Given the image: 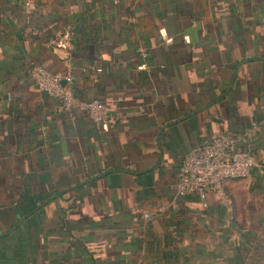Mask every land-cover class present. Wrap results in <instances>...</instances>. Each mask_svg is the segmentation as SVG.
<instances>
[{
	"label": "crops",
	"instance_id": "obj_1",
	"mask_svg": "<svg viewBox=\"0 0 264 264\" xmlns=\"http://www.w3.org/2000/svg\"><path fill=\"white\" fill-rule=\"evenodd\" d=\"M262 58L264 0H0V236L22 194L54 199L0 238V264H264V131L232 211L170 189L185 153L264 121ZM35 64L72 73L107 125L63 111ZM108 169L128 173L87 183Z\"/></svg>",
	"mask_w": 264,
	"mask_h": 264
},
{
	"label": "built area",
	"instance_id": "obj_2",
	"mask_svg": "<svg viewBox=\"0 0 264 264\" xmlns=\"http://www.w3.org/2000/svg\"><path fill=\"white\" fill-rule=\"evenodd\" d=\"M66 34L69 37V33ZM68 76L70 75L63 79L60 75H52L40 65L30 69L31 80L40 86L41 91L57 98L63 111L83 112L94 125L105 127L108 120L106 106L97 100H76L71 88L62 86L64 81L65 85L72 82ZM43 83H47L48 87H43ZM263 128L264 121L251 122L241 132L220 133L213 136L208 143L194 147L184 154L170 189L179 197L195 194L203 205L209 195L225 201V186L229 182L249 177L257 167L254 156L255 140ZM222 204L229 209L228 203ZM152 215L147 213L144 217L151 219Z\"/></svg>",
	"mask_w": 264,
	"mask_h": 264
},
{
	"label": "trees",
	"instance_id": "obj_3",
	"mask_svg": "<svg viewBox=\"0 0 264 264\" xmlns=\"http://www.w3.org/2000/svg\"><path fill=\"white\" fill-rule=\"evenodd\" d=\"M91 29H88V32L85 31L82 34L81 40L77 43V46H80V48L85 51H94V49L96 48V42H97V36H95L93 33L97 32V29L95 27H90ZM92 30V31H91ZM73 38V37H72ZM38 65V64H35ZM33 65V66H35ZM40 65V64H39ZM32 68V67H31ZM31 79V78H30ZM33 82V81H32ZM74 92V91H73ZM229 94V93H228ZM227 94V95H228ZM234 106H232V108L234 109ZM108 108V107H107ZM195 110V109H194ZM230 110H232L230 108ZM193 112V111H190ZM231 112V111H230ZM186 115V114H185ZM189 116V115H188ZM196 116V114H195ZM194 116V117H195ZM192 117V118H194ZM179 119V118H178ZM264 131V128L263 130ZM191 195V194H190ZM49 198H51V195H46V194H39V195H30L28 193H24L21 196V208L18 210H16L17 214L20 215V217H25L26 215H28L31 211H33L38 205L42 204L43 202H45L46 200H48ZM39 211V210H38ZM37 211V212H38ZM36 213V212H35ZM35 213H33L32 215H34ZM30 215V216H32ZM27 217L26 219H30L31 217ZM25 219V220H26ZM24 220V221H25ZM12 234V233H11ZM9 234V235H11ZM7 235V236H9ZM5 236V237H7ZM3 238V237H2ZM4 241V239H2ZM236 251H240V247L234 248Z\"/></svg>",
	"mask_w": 264,
	"mask_h": 264
},
{
	"label": "rangeland",
	"instance_id": "obj_4",
	"mask_svg": "<svg viewBox=\"0 0 264 264\" xmlns=\"http://www.w3.org/2000/svg\"><path fill=\"white\" fill-rule=\"evenodd\" d=\"M67 39H69V37L67 36V34L65 33V32H63V30H61V31H57L55 34H54V38H52L50 41H49V46H57V47H59V45H60V47H63L64 45H66L67 44ZM166 40V39H165ZM39 65V64H38ZM40 66L42 67V68H44L48 73H50V74H52V75H60L62 78L63 77H67V75L69 74L70 76H68L70 79H71V83H68V84H66L65 85V81L62 83V86H67V87H70L71 88V90H72V85H73V81H74V77H73V74L72 73H70L69 71H67L65 74H53L52 72H50L47 68H45L43 65H41L40 64ZM64 79V78H63ZM34 83V85L41 91V89H40V86L36 83V82H33ZM43 87H45V88H47L48 87V84L47 83H43ZM42 93H44L47 97H49L50 99H54V100H56L57 102H58V99L57 98H55L53 95H49V94H47V93H45V92H43V91H41ZM72 93H73V96H74V98L76 99V97H75V94H74V92H73V90H72ZM77 100V99H76ZM91 100H95V99H85V100H83V101H81V102H88V101H91ZM98 101V100H97ZM100 102V101H99ZM105 105V104H104ZM106 106V105H105ZM106 108H107V106H106ZM79 112V111H78ZM107 112H108V108H107ZM79 113H83V112H79ZM83 114H85V113H83ZM86 115V114H85ZM87 116V115H86ZM108 118H109V114H108ZM89 119V118H88ZM1 120H2V118H1ZM90 120V119H89ZM91 121V120H90ZM92 122V121H91ZM107 123H108V120H107ZM93 125H94V123H92ZM202 124V123H201ZM107 125V124H106ZM96 126V125H95ZM97 127H102V126H97ZM224 134H226V133H224ZM241 180H243V179H241ZM241 180H238V181H241ZM227 186V185H226ZM226 186H225V189H224V194H225V197H226V199H225V201H221V200H219L217 197H215L214 195H209V196H207V198L205 199V204L204 205H207L208 203H210L213 199L214 200H216V203L218 204H222V202H226V203H228V206H229V210H231L232 211V201L230 200V198H229V196H228V193H227V191H226ZM212 199V200H211Z\"/></svg>",
	"mask_w": 264,
	"mask_h": 264
},
{
	"label": "water",
	"instance_id": "obj_5",
	"mask_svg": "<svg viewBox=\"0 0 264 264\" xmlns=\"http://www.w3.org/2000/svg\"><path fill=\"white\" fill-rule=\"evenodd\" d=\"M261 60H264V58H262ZM232 85H233V82L230 84V87H229V88H231ZM218 101H219V99H216L215 101H213V102L209 103L208 105L202 107L201 109L195 111V112L192 113L191 115H194V114H196V113H199V112H202V111L208 109L209 107H211L212 105H214V104L217 103ZM178 122H179V121H178ZM167 127H168V125H167V126H166V125L163 126V127L159 130V132H158V137H157V138H158V143H159V145H160V137H161V134H162V132L165 130V128H167ZM160 156H161V153H160ZM159 165H160V161L155 165V167L151 168L150 170H155V168H157ZM111 173H128V171H127V170H123V169H121V170H120V169H108V170H106L105 172H103V173H101V174L95 176V177L92 178L91 180L87 181V183H90V182L95 181V180H97V179L104 178V177H106L108 174H111ZM53 200H54V199L52 198V199H50L49 201H46L45 203H42V204L38 205L33 211H31L28 215H26L25 217H23V218L21 219V221H19V222L17 223V225H16L15 227H13V229H11L8 233H6V234L0 236V238H2V237H4V236H7V235L11 234V233H12V232H13L18 226L21 225V223H22L27 217H29V216L32 215L33 213L37 212L38 210H40L41 208H43L44 206H46L48 203L52 202Z\"/></svg>",
	"mask_w": 264,
	"mask_h": 264
}]
</instances>
